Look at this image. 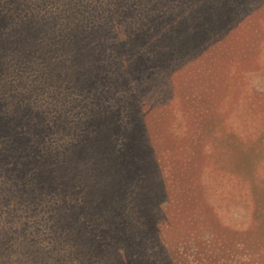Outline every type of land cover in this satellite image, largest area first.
I'll list each match as a JSON object with an SVG mask.
<instances>
[{
	"label": "trees",
	"instance_id": "trees-1",
	"mask_svg": "<svg viewBox=\"0 0 264 264\" xmlns=\"http://www.w3.org/2000/svg\"><path fill=\"white\" fill-rule=\"evenodd\" d=\"M263 9L264 0H0V264H196L179 263L170 245L183 237L168 191L183 160L168 178L148 115L160 110L164 124L176 76ZM246 153L222 162L219 181L239 199L247 191L249 232L222 255L208 238L197 264H264V142Z\"/></svg>",
	"mask_w": 264,
	"mask_h": 264
},
{
	"label": "rangeland",
	"instance_id": "rangeland-1",
	"mask_svg": "<svg viewBox=\"0 0 264 264\" xmlns=\"http://www.w3.org/2000/svg\"><path fill=\"white\" fill-rule=\"evenodd\" d=\"M263 14L253 18L262 17L259 25L247 19L220 49L209 52L202 64L176 76L177 86L181 88L169 91L174 94L172 98L178 95L179 100L166 109L164 124L157 123L160 110L148 115L160 136L158 153L164 159L168 178L175 168L171 165L179 157L183 160L181 170L175 168L180 175L168 188L175 199L170 203L169 216L181 221L176 226L183 233L182 240L170 236L181 242L170 244L174 252L179 249L176 255L179 263L182 258H188L197 264L196 252L202 253L208 238L210 250L222 255L232 240L243 243L241 235L245 240L249 232L252 219L248 220L244 206L248 202L247 191L241 193V199L239 195L235 197L233 192L221 187L219 176L223 173V161L235 164L239 154L246 162V152L264 142V136L258 137L259 133L248 135L251 127L264 126ZM236 148L239 150L235 151ZM259 175V193H264L263 172L259 171ZM231 187L237 186L233 182ZM169 232L170 229L162 228L160 234L168 243ZM202 233L207 236L203 237ZM188 236H194L196 241ZM139 249L146 256L145 247Z\"/></svg>",
	"mask_w": 264,
	"mask_h": 264
}]
</instances>
